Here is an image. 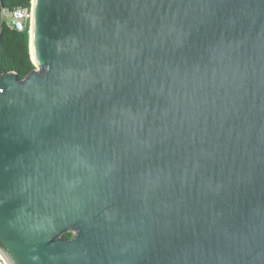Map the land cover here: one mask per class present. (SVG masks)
Returning <instances> with one entry per match:
<instances>
[{
  "label": "water",
  "instance_id": "water-1",
  "mask_svg": "<svg viewBox=\"0 0 264 264\" xmlns=\"http://www.w3.org/2000/svg\"><path fill=\"white\" fill-rule=\"evenodd\" d=\"M29 54L6 264H264V0H32Z\"/></svg>",
  "mask_w": 264,
  "mask_h": 264
},
{
  "label": "trees",
  "instance_id": "trees-1",
  "mask_svg": "<svg viewBox=\"0 0 264 264\" xmlns=\"http://www.w3.org/2000/svg\"><path fill=\"white\" fill-rule=\"evenodd\" d=\"M32 0H0L2 7H29ZM29 54V31L28 27L22 32L7 29L0 23V73L13 71L17 79H23L34 69ZM72 233L63 234L64 238H71Z\"/></svg>",
  "mask_w": 264,
  "mask_h": 264
},
{
  "label": "built area",
  "instance_id": "built-area-1",
  "mask_svg": "<svg viewBox=\"0 0 264 264\" xmlns=\"http://www.w3.org/2000/svg\"><path fill=\"white\" fill-rule=\"evenodd\" d=\"M32 18V1L29 7H2L0 10V23L9 30L22 32L28 27L30 29V22ZM0 264H6L5 260L0 255Z\"/></svg>",
  "mask_w": 264,
  "mask_h": 264
}]
</instances>
